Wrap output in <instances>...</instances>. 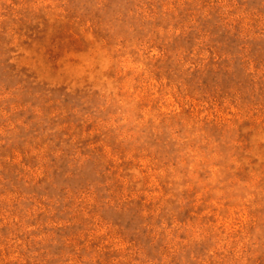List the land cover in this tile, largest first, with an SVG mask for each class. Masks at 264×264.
<instances>
[{
    "label": "rangeland",
    "instance_id": "374dc122",
    "mask_svg": "<svg viewBox=\"0 0 264 264\" xmlns=\"http://www.w3.org/2000/svg\"><path fill=\"white\" fill-rule=\"evenodd\" d=\"M0 264H264V0H0Z\"/></svg>",
    "mask_w": 264,
    "mask_h": 264
}]
</instances>
